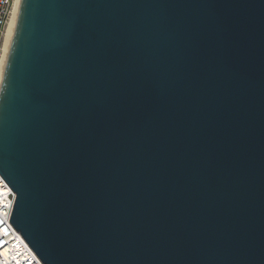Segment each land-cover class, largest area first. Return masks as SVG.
<instances>
[{
    "label": "water",
    "instance_id": "water-1",
    "mask_svg": "<svg viewBox=\"0 0 264 264\" xmlns=\"http://www.w3.org/2000/svg\"><path fill=\"white\" fill-rule=\"evenodd\" d=\"M0 174L44 264H264V0H21Z\"/></svg>",
    "mask_w": 264,
    "mask_h": 264
},
{
    "label": "built area",
    "instance_id": "built-area-1",
    "mask_svg": "<svg viewBox=\"0 0 264 264\" xmlns=\"http://www.w3.org/2000/svg\"><path fill=\"white\" fill-rule=\"evenodd\" d=\"M17 0H0V56L3 50L4 38L8 28V25L15 13ZM6 181L0 174V189L4 186ZM12 192V191H11ZM1 197V190H0ZM8 197L14 200V194H9ZM12 204H2V198H0V257H4V252L9 247L15 245L21 238L20 233L13 227L10 222ZM35 254V253H34ZM30 254V257L22 259L19 264H44L39 257L35 254Z\"/></svg>",
    "mask_w": 264,
    "mask_h": 264
},
{
    "label": "bare ground",
    "instance_id": "bare-ground-1",
    "mask_svg": "<svg viewBox=\"0 0 264 264\" xmlns=\"http://www.w3.org/2000/svg\"><path fill=\"white\" fill-rule=\"evenodd\" d=\"M21 0H17V5L15 9V13L8 25L5 38H4V44H3V50L2 54L0 56V85L3 79V72L5 68L6 59L8 56L10 44L13 38L17 16L19 12ZM6 186L2 187L1 190V197L2 198V204L4 205H11L12 199L8 197L9 194H12L11 189L7 184ZM21 235V234H20ZM35 252L29 247L25 239L22 237L15 243V245L9 247L4 252V257H0V264H19L22 259L30 257V254H34ZM35 255V254H34Z\"/></svg>",
    "mask_w": 264,
    "mask_h": 264
}]
</instances>
